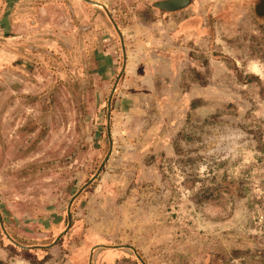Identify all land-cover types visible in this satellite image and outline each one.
<instances>
[{"label": "rangeland", "instance_id": "rangeland-1", "mask_svg": "<svg viewBox=\"0 0 264 264\" xmlns=\"http://www.w3.org/2000/svg\"><path fill=\"white\" fill-rule=\"evenodd\" d=\"M89 1L124 69L101 7L0 0V264H264V0Z\"/></svg>", "mask_w": 264, "mask_h": 264}, {"label": "water", "instance_id": "water-1", "mask_svg": "<svg viewBox=\"0 0 264 264\" xmlns=\"http://www.w3.org/2000/svg\"><path fill=\"white\" fill-rule=\"evenodd\" d=\"M82 1H84L86 3H89L91 5H94V6H99V7H101L106 12V10H105V8L103 6H101V5H99V4L95 3V2H91L89 0H82ZM187 4H188V0H166V1H162V2L158 3L156 5V7L158 9H160V10H163V11L175 12V11H178V10L183 9ZM106 14L108 16V19L112 23V25H113L116 33L118 34L119 39H120L121 49H122V53H123V69H124V65H125V48H124V44H123V38H122V35H121L120 31L118 30L117 26L115 25L114 21L110 17V15L107 12H106ZM120 75H119L118 79L120 78ZM118 79L116 80V83L114 84V87H113V89L111 91L110 97H109L108 102H107V116H106L107 123H106V129H107V138H108V141H109V151H108L107 156L104 159L103 164L107 161V159H108V157L110 155V152H111V147H112V141H111V136H110L111 99H112V95H113V93L115 91V87L117 85ZM103 164L99 167L97 173L83 186V188L80 190V192L83 189H85L87 186H89L91 183H93V181L97 178L98 174L101 172V169L103 167ZM73 199L70 201L69 207H70ZM69 207H68V211H67L68 221H70V211H69ZM142 264H144V263L142 262Z\"/></svg>", "mask_w": 264, "mask_h": 264}, {"label": "flooded vegetation", "instance_id": "flooded-vegetation-1", "mask_svg": "<svg viewBox=\"0 0 264 264\" xmlns=\"http://www.w3.org/2000/svg\"><path fill=\"white\" fill-rule=\"evenodd\" d=\"M165 1H166V0H165ZM160 2H162V1H160ZM160 2L155 3V4H154V7L157 8L156 5H157L158 3H160ZM188 2H189V0H188ZM157 9H158V8H157ZM73 198H74V197H73ZM73 198H72V199H73ZM0 221H1V220H0Z\"/></svg>", "mask_w": 264, "mask_h": 264}]
</instances>
